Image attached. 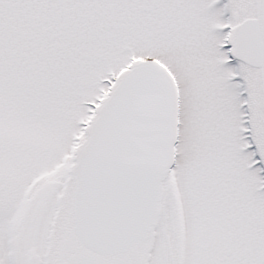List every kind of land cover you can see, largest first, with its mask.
<instances>
[{
  "label": "snow or ice",
  "instance_id": "snow-or-ice-1",
  "mask_svg": "<svg viewBox=\"0 0 264 264\" xmlns=\"http://www.w3.org/2000/svg\"><path fill=\"white\" fill-rule=\"evenodd\" d=\"M0 264H264V0H0Z\"/></svg>",
  "mask_w": 264,
  "mask_h": 264
}]
</instances>
